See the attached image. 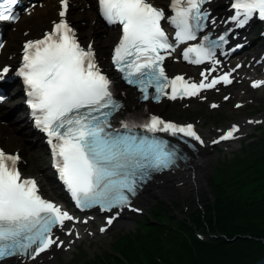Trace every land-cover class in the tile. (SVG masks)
Listing matches in <instances>:
<instances>
[{"label": "snow or ice", "instance_id": "6c2138e0", "mask_svg": "<svg viewBox=\"0 0 264 264\" xmlns=\"http://www.w3.org/2000/svg\"><path fill=\"white\" fill-rule=\"evenodd\" d=\"M18 2L0 0V22L19 19L13 11ZM59 2L61 19L53 21V28L41 38L25 42L16 74L23 78L29 97L26 103L32 109L36 126L47 134L53 166L76 206H99L101 211L109 212L123 209L130 205V196L137 194L152 172L170 168L177 158L176 150L166 140L136 133L135 128H143L147 133L183 134L201 144L204 141L192 124L179 125L155 115L141 123L133 118L121 120L116 127L113 117L123 106L113 98V81L97 63L92 45L85 48L78 42L66 19L69 0ZM205 2L170 0L168 7L174 14L166 15L152 0H98L103 19L110 25L121 26L120 39L113 49V64L129 84L140 86L143 99H149L148 88L152 85L156 91L153 99L158 101L162 95L175 100L178 96H197L201 90L215 88L221 82L232 83L231 72L210 82H205L208 76L201 73L204 79L198 83H190L183 76L169 79L165 74V56L172 55L179 45L195 41L197 32L204 27L208 14L201 6ZM231 7L234 13L230 19L237 27H243L254 16L264 20V0H233ZM162 21L174 28L171 39ZM204 40L208 46L196 43L184 47L183 59L194 64L213 60V49L218 45L207 36ZM219 63L214 60L211 71ZM239 67L237 64L236 68ZM9 72V66L0 68V79ZM261 85L264 80L252 83V87ZM168 87L170 95L165 91ZM3 99L0 97V101ZM237 132L239 127L233 124L212 143L236 138ZM19 161L18 154L0 149V262L9 257L35 260L53 245L60 247L64 241L55 236L53 229H63L65 221L78 219L43 198L37 181L22 176ZM119 214L117 211L110 216L100 231L105 232ZM68 234H72L71 229Z\"/></svg>", "mask_w": 264, "mask_h": 264}, {"label": "rangeland", "instance_id": "374dc122", "mask_svg": "<svg viewBox=\"0 0 264 264\" xmlns=\"http://www.w3.org/2000/svg\"><path fill=\"white\" fill-rule=\"evenodd\" d=\"M83 28L86 31V25ZM256 33H258L257 28L249 36L256 37ZM103 44L106 46L109 42L106 41ZM256 44H260V39H256ZM254 47L255 43L249 46L246 52L250 54L253 52ZM104 51H106V48H104ZM239 87L240 85L232 90L237 96L243 97L241 106L237 108L230 107V100L228 104H222L214 111L206 110L204 104L192 107L191 103L184 108L175 105L174 107L166 106L158 107L157 109L180 117L178 120L194 121L200 131V136H209L211 143L216 134L228 128L230 124H237L245 118L252 119V123L243 129L240 135H235L236 138L226 143L212 145L210 150L212 158L210 163L206 165L204 183L199 190L195 193L184 194L179 190V186H170L169 189L162 191L160 195H158V192L146 193L145 195L141 193L140 195L144 196L146 200L143 202L142 207L139 208V211H136L130 218L128 225H123L120 223V220L115 219L110 230L105 232L99 231V235L92 239H88L89 234L84 233L74 244L65 247L64 253L57 251L53 256V261H50L48 264H119L118 261L122 259L115 257L119 255L117 253L118 244H121L120 238L122 236L125 239H137L155 235L154 237L162 239L161 236L164 231L166 229L172 230L171 227L175 225L178 219H185L186 222L192 223L194 213H204L217 197L219 186L224 190L228 189L227 186L230 178L228 175L222 174V170H224L222 165L225 158H229L231 154L240 152L242 149L239 147V144L244 141H246V144H253L258 139H264V85L257 90L246 91L244 94H242L243 92ZM124 90H128V88H124ZM20 98L16 94L15 96L8 97L7 106L10 107L11 104L18 103ZM17 110L18 107L13 111L17 112ZM20 119L23 121L22 113L12 112L8 117V125L14 127L13 125L19 123ZM25 124L28 130V125L27 123ZM26 139L29 140V138ZM35 145V157L30 160L33 168L31 174H35L36 172L41 173L45 162H43L44 152L39 144V140L35 142ZM248 146L244 148L246 149ZM47 191L49 192L50 190ZM51 197L55 198L56 196L53 194ZM100 222L102 223V216L92 213L90 223L84 227L90 233L95 234L98 233ZM194 234L200 239L203 238L199 230H196ZM139 258H142V256H139ZM134 261L132 260L131 264ZM121 262L127 264L123 261Z\"/></svg>", "mask_w": 264, "mask_h": 264}, {"label": "trees", "instance_id": "16d2710c", "mask_svg": "<svg viewBox=\"0 0 264 264\" xmlns=\"http://www.w3.org/2000/svg\"><path fill=\"white\" fill-rule=\"evenodd\" d=\"M14 144L9 142L7 147ZM240 148L222 165V174L230 178L228 189L219 186L204 213H194L192 223L178 219L162 239L122 236L115 257L122 259L118 263L253 264L259 259L264 254V139L241 143ZM196 230L202 239L194 234Z\"/></svg>", "mask_w": 264, "mask_h": 264}, {"label": "bare ground", "instance_id": "6f19581e", "mask_svg": "<svg viewBox=\"0 0 264 264\" xmlns=\"http://www.w3.org/2000/svg\"><path fill=\"white\" fill-rule=\"evenodd\" d=\"M44 2H45V7L41 10L35 11V19L38 18V15L40 13L41 14L45 13L46 9H51L54 3L53 0H45ZM71 16L73 17V19L77 20V19H82L84 16H86V14L84 13V11L79 12L78 9L72 8ZM94 28L98 29V25H96L95 23L93 24V27H90L89 25L86 29L87 31L86 36L93 37V40L96 42L98 51L102 52L104 50L103 42L112 41L116 33L114 31H103L104 39H101V36L96 35L95 33L96 30H94ZM84 32L85 30L80 27L79 28L80 35L84 34ZM8 35L10 37H13L12 33H8ZM4 45H5V42L3 43V47ZM226 93L228 95L233 94L230 90H227ZM14 94L15 93H13V95ZM121 95L123 98V109L122 110L125 113H134V114L142 113L143 105H141L140 103L136 101L135 93L132 89L122 90ZM158 106L164 107V105H162L161 102L159 103ZM249 121H252V119L245 118L243 120H240L237 123L239 127V132L235 133V135H240L243 129L249 126L250 124ZM16 127L20 128V134H19L20 138L24 137V138L31 139L30 137L32 138L35 137L34 133L27 131L26 125L24 122H22L21 119L19 120V123L16 124ZM14 128H15V125H14ZM201 139L204 141V143L201 144L199 142V144L196 146L197 150L191 155L190 159L187 162L180 165L181 167L177 170L169 171L165 174H160L156 176L151 182L146 184V186L143 188V190L140 193H143V195H145L146 193L158 192V195H160L162 191L169 189L170 186H179L180 187L179 190L184 194H187L190 192L195 193L197 190H199L202 184L204 183V178H205L204 173H205L206 165L207 163H210V160L212 158L210 154L212 143L210 142L209 136L201 137ZM31 157L33 158V156ZM46 180H47V176H46ZM40 181L42 182L41 178H40ZM145 200L146 198L140 195L133 201V209L131 211H126V210L120 211V214L117 217V219L120 220V223L123 225H128L130 218L136 213L134 209L141 208ZM112 225L108 226L106 228V231L110 230ZM69 226L72 230V234L67 237L66 236L62 238L60 237V240L64 241V244L61 245L60 247L55 246L53 250H51L52 248L48 249L46 252L41 253L39 256H37L35 260L23 262V261L14 260L11 258V260L0 262V264H48L50 261H53V256L57 251L64 253L65 247L68 245H72L76 241H78L81 238L82 234L84 233L89 234L88 239L90 238L92 239L99 235L100 229H98V233L94 234V233H90V231L87 230L86 228H79L78 225L74 223L67 224V228H69ZM101 226H103V223L100 222L99 228Z\"/></svg>", "mask_w": 264, "mask_h": 264}, {"label": "water", "instance_id": "95a60500", "mask_svg": "<svg viewBox=\"0 0 264 264\" xmlns=\"http://www.w3.org/2000/svg\"><path fill=\"white\" fill-rule=\"evenodd\" d=\"M253 264H264V254L259 259H257Z\"/></svg>", "mask_w": 264, "mask_h": 264}]
</instances>
